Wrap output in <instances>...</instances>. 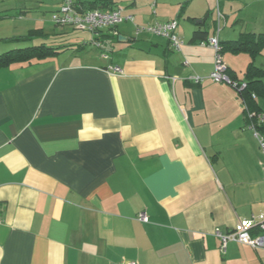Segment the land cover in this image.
I'll use <instances>...</instances> for the list:
<instances>
[{
    "label": "crops",
    "instance_id": "0c3cea01",
    "mask_svg": "<svg viewBox=\"0 0 264 264\" xmlns=\"http://www.w3.org/2000/svg\"><path fill=\"white\" fill-rule=\"evenodd\" d=\"M260 1L79 0L134 18L104 30L101 48L52 25L58 2L1 11L20 21L14 39L27 46L13 50L48 55L0 68V264H264V250L230 243L223 253L215 236L262 234L264 154L243 96L208 79L215 52L202 45L219 36L233 79L264 71L261 51L228 49L264 40ZM172 20L180 51L135 34ZM255 102L249 110L264 115Z\"/></svg>",
    "mask_w": 264,
    "mask_h": 264
},
{
    "label": "built area",
    "instance_id": "2783aa9c",
    "mask_svg": "<svg viewBox=\"0 0 264 264\" xmlns=\"http://www.w3.org/2000/svg\"><path fill=\"white\" fill-rule=\"evenodd\" d=\"M45 2H58L59 8L51 14V21L56 27L65 28L69 27L74 30L89 31L92 33L91 44L97 48H101L103 43L101 42V36L104 30H113L117 28L121 23L125 21L134 22L133 16L123 15V9L116 7L111 10H105L101 8L86 9L79 0H40ZM217 25L218 32L221 30V13L217 10ZM178 21L172 20L165 23H155L153 25L140 27L136 26V36L141 33H148L157 37L165 38L169 41L171 48L174 51H180L184 45L183 40L177 34ZM202 45L209 46L215 52L214 69L209 75L208 79L216 84H226L231 86L241 95L248 89V83L246 81H240L233 79L229 75V68L224 61L223 48L218 35L209 38L206 42H202ZM105 59L108 56L103 55ZM110 71L115 74H121L122 70L119 67L111 66ZM173 80L176 77L171 78ZM206 78L199 76H192L189 78L191 82L196 85L201 84ZM252 99L256 100L255 94H252ZM247 119L249 121V128L254 132L255 137L258 140L259 147L264 154V137L259 132V129L264 126V115L261 113L252 112L248 109L245 103ZM141 222L147 223L148 217L146 214H140L138 218ZM262 234L256 238H253L246 228L230 232L227 234L222 233L220 230H216L215 236L221 240V251L226 252L227 246L230 243H238L251 247L253 249L264 250V221L260 224ZM136 264V263H132Z\"/></svg>",
    "mask_w": 264,
    "mask_h": 264
},
{
    "label": "trees",
    "instance_id": "16d2710c",
    "mask_svg": "<svg viewBox=\"0 0 264 264\" xmlns=\"http://www.w3.org/2000/svg\"><path fill=\"white\" fill-rule=\"evenodd\" d=\"M204 34L205 33L201 31L196 32L195 39L201 40ZM35 35H36V31H33L30 33L29 37L30 38L35 37ZM29 37L25 39H29ZM262 37H263L262 35L253 36L252 37L253 41L249 43L248 42L247 43H231L228 49L234 53L248 52V53H251L252 55H255L264 49V40H262ZM14 40L16 41V39ZM42 48L41 47H31V48H26V49L11 50L7 53H4L0 55V68L9 66L12 63H16V62L18 63L28 62L33 59L44 58L45 55H48V54L44 53L45 50H43ZM222 48H223V53H224L225 47L222 46ZM47 51H53V49H50ZM246 79H247L246 82L248 83V89L244 93H242V96H243L244 102L248 106V109H250L249 104L251 103L256 104L255 100L252 99L251 97L252 94H255L257 99L258 98L264 99V71L251 65L246 72ZM253 112L259 113L256 109ZM262 128L263 126L260 129Z\"/></svg>",
    "mask_w": 264,
    "mask_h": 264
},
{
    "label": "rangeland",
    "instance_id": "374dc122",
    "mask_svg": "<svg viewBox=\"0 0 264 264\" xmlns=\"http://www.w3.org/2000/svg\"><path fill=\"white\" fill-rule=\"evenodd\" d=\"M24 4H29L33 8H37V6L38 7H43V8L46 7L47 11H50L51 9L56 7V5H53L49 1L45 2V1H40V0H0V13H1V11L6 10V9H20V8H22L20 6L24 5ZM259 4H261V6H263L264 5V1L261 0L259 2ZM215 6H214V8L212 10L216 9ZM87 9H89V7ZM216 10H215V12H216ZM46 16H47V13H46ZM18 23H20V21L18 20L17 17H13V18L10 17V18H8L6 20L0 19V55H2L3 53H7V52L11 51V50L15 49L18 46H23V47L27 46L26 43H23V42L17 43L14 40V37L18 33V25H17ZM52 25L54 26L53 23H52ZM52 25L49 24L48 25L49 28H53ZM22 31H24V30H22ZM26 32H24V33H26ZM74 32L80 37V40H83V39L85 40L86 38L93 37L92 33L89 32V31L77 30V31H74ZM79 43H78V45H79ZM88 44H91V43L88 42L87 45ZM261 53H262V55L259 58H260V60H264V49L261 50L259 55ZM255 58H256V56H255ZM261 102H263V101L261 100Z\"/></svg>",
    "mask_w": 264,
    "mask_h": 264
},
{
    "label": "water",
    "instance_id": "95a60500",
    "mask_svg": "<svg viewBox=\"0 0 264 264\" xmlns=\"http://www.w3.org/2000/svg\"><path fill=\"white\" fill-rule=\"evenodd\" d=\"M209 19V16H206L203 20H199L197 23L199 25L204 24Z\"/></svg>",
    "mask_w": 264,
    "mask_h": 264
}]
</instances>
